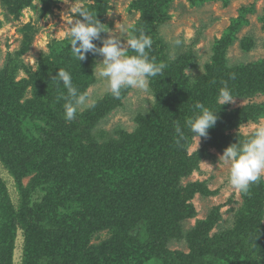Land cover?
Here are the masks:
<instances>
[{"label":"rangeland","instance_id":"1","mask_svg":"<svg viewBox=\"0 0 264 264\" xmlns=\"http://www.w3.org/2000/svg\"><path fill=\"white\" fill-rule=\"evenodd\" d=\"M140 1L65 0V3L64 0H48V8L44 9L41 0H0V71L8 66L14 81L9 91L11 98L7 104V113L12 117L16 114L24 116L19 120L26 125L17 117L16 119L26 131L28 140L32 137L29 136L28 130L37 139V129L43 125L40 120L29 118V112L34 103L44 98L42 95L45 93V86L51 79L47 74L40 75L41 60L49 55L50 49L55 47L57 42L67 41L69 44L64 33L71 9L76 6L88 9L94 16L97 15L96 18L105 25V30H108L101 33L102 37H119L126 42L132 35H139L136 24L142 16L136 6ZM19 6V14L12 11ZM237 19L241 20L242 25L225 44L220 63L214 56V45L223 38ZM122 27L128 29L127 34L121 31ZM177 36L183 43L179 48H173L170 38ZM156 37V48L161 50L165 64L169 67L179 62L185 64L180 76L189 84V90L197 88L199 83L209 85L211 79L213 93H208L210 99L206 101L205 106L218 111V119L215 126L209 129L207 139L200 138L198 142L193 137L190 139L185 157L180 161L186 169H182L183 175L177 183H167L151 171L148 181V176L145 177L143 172L148 166L142 165V159L145 157L140 155V159L137 155L141 152L140 149L127 165L137 164L135 168H139L138 173L144 178L139 177L138 181H134L127 180L128 176L118 177V180L116 174L110 176L107 181H99V187L102 186L107 200L100 205L96 229L88 232L84 244L86 249L90 246L106 248L108 253L102 257L96 254L92 256L91 253V264H163L151 257L155 248L158 249L165 241L167 251L190 254L196 241L195 236L200 230L212 239L224 232L239 234L245 229V224L254 225L259 221L258 225L264 232V176L250 187L247 194H241L229 185L228 166L219 161V156L227 146L248 139L258 123L264 124V116L237 125L234 120L236 111L251 105L258 107L264 104V85H258L255 89L252 87L251 96H240L238 85L229 82L228 78L223 83L215 81V75L224 73L229 76L235 69L242 71L252 67L255 70H264V0H227L226 3L212 0L197 5H192L188 0H174L168 6L167 19L157 28ZM94 43L98 47L102 46L101 41ZM128 54L135 53L129 50ZM88 56L91 57V72L84 71L87 81L80 76L78 90L87 93V103L94 104V107L79 106L77 115L78 118L86 113H95L92 118L98 115L99 118L94 119L95 123L90 130L94 143L99 148V151L96 150L98 157L104 154L102 149L113 142L119 149L134 147L133 142H136L138 148V143L143 144L145 138L153 134L141 129L144 123L148 126L155 124L158 128L157 135L174 133L173 129L168 133L165 130L171 127V118L167 120L161 117L164 104L159 102L155 95L154 89L159 84L152 78H149L147 91L136 88L122 89L118 98L119 105L105 114L97 113L102 112L107 99H111V94L107 91L106 80L99 76L97 64L102 61V56L88 54L85 60L78 62L79 65L86 69ZM149 57L153 58L150 54ZM70 60L77 62L72 54ZM220 69L222 72H219ZM85 82L87 85L83 84ZM225 84L235 98L232 103L220 106L218 93ZM178 88L180 89L181 85ZM187 89L188 86L185 91ZM198 112L199 110L195 109L190 118ZM166 121L169 127L166 126ZM66 144L69 149L77 150L82 144L87 146L88 142L82 140L68 144L63 141L60 146L54 144L53 154L49 158L73 156L74 152H66ZM16 146L22 148L21 145ZM136 172L131 174V178ZM13 173L10 166L0 158L1 196L17 209L22 198ZM30 177L22 178L20 185L31 192L30 204L34 206L40 203L44 195L41 188L30 190ZM156 179L157 186L161 187L160 191L158 194L148 193L146 190H152L151 183L156 182ZM191 185L194 191L186 200V204L192 206L193 215L179 217L173 214L167 218L169 206H172L173 212L178 205L179 196ZM44 187L46 186L42 188ZM166 195L170 197L167 198ZM261 196L262 203L258 205ZM70 204L76 205L72 201L66 204L59 202L58 213L73 214ZM125 206L127 209H124ZM169 219L172 222V233L164 238L159 237L158 228L164 230ZM151 224L156 225L154 230L145 235L146 230L150 231ZM42 226L45 229L54 225L43 223ZM26 243V234L18 225L10 254L0 256V264H25ZM44 248L45 246L39 247L38 250ZM76 259L74 256V261L66 258V264H79Z\"/></svg>","mask_w":264,"mask_h":264},{"label":"trees","instance_id":"2","mask_svg":"<svg viewBox=\"0 0 264 264\" xmlns=\"http://www.w3.org/2000/svg\"><path fill=\"white\" fill-rule=\"evenodd\" d=\"M173 1L141 0L140 4L136 6L140 9L142 16V19L136 24L137 32L139 34L142 31L153 40L152 47L147 51L153 56L151 59L156 63H164L161 50L156 48V44L158 45L157 28L167 19L168 6ZM188 1L192 5H197L212 0ZM221 1L227 2V0ZM41 3H43L44 9L48 8V0H41ZM19 8L20 6L12 11L19 14ZM241 25L240 19L234 21L223 38L215 43L213 52L220 63L225 44L233 38L234 33ZM71 54L67 41L57 42L56 46L50 49L49 55L41 60L40 75L47 74L51 79L45 86V93L42 95L44 98L34 103L29 112V118H36L43 123L41 127L36 128V135L39 134L37 139L27 129L29 136H32L28 140L26 131L21 126V123H24L19 120L24 116L15 113L16 116L12 117L7 113V104L11 98L9 91L14 83L13 74L8 66L0 71V158L14 172L13 176L22 198L19 207L15 209L4 196H1L0 188V256L4 257L6 254H10L15 229L20 225L26 234L27 241L25 264H66V258L73 260V256L77 258L76 261L79 264H91L93 254L102 257L108 253L106 248L98 249L90 246L86 249L84 244L88 232L96 229L100 205H103L107 200L102 186L99 187L101 185L99 181L105 179L107 181L110 176L116 174L117 179L129 176L127 180L138 181L139 177L144 178L138 173L139 168H135L137 164L127 165L140 149L141 152L137 155L145 157L142 159L144 160L142 165L148 166L143 170L145 177L148 174L151 176V172H155L159 179L166 180L167 183L171 181V184L177 183L180 176L183 175L182 169H186L180 161L185 157L186 148L192 138L186 127L187 120L185 118L192 116L195 111L194 105L197 102L205 106L206 101L210 99L207 96L208 93H213L210 86L211 79L209 85L199 83L197 88L189 90V84L180 76L185 64L179 62L177 65L171 64L172 66L169 67L166 63L162 75L152 77V79L159 84L154 89L155 95L160 100L159 102L164 104L161 108L164 114L162 113L161 117L167 120L171 118V127L166 121V126L169 128L165 130L168 133L173 129L174 133L166 136L157 135L158 128L155 124L148 126L144 123L141 129L148 130L153 134L146 137L143 144L138 143V148L136 142H133V148L119 149L113 142L105 146L102 149L104 154L98 157L96 150L99 151V148L90 133L95 123L94 119L99 118L98 115L92 118L95 113H86V115L81 114L80 118H78L79 115H76L74 120L67 121L64 118V104L66 103L64 97L67 96V90L62 83L52 81V77L59 69L66 70L71 74L73 85L78 89L80 76L87 81L84 71L91 72V57L88 56L87 68L84 69L78 63L81 61L73 63L70 60ZM219 72H222L221 69ZM215 77V81L218 83H223L228 78L229 82L238 85V89L241 90L240 96H251L250 89L252 87L255 89L258 85H264V70H255L252 67L242 71L235 69L230 72L229 76L222 73ZM83 84L87 85L86 82ZM187 86L188 89L185 91ZM110 97L111 99H107L105 102L102 112L98 111L97 113L105 114L120 104L118 98L112 95ZM236 114L234 119L236 125L248 120H256L264 116V104L258 107L251 105L236 111ZM228 120L231 121V119ZM176 123H179L183 128L184 139L177 136ZM119 134L122 135V132ZM82 140L87 141L88 145L82 144L77 150L75 148L76 151L74 148L69 149L66 144V152H74L73 156L63 155L58 159L49 158L53 154L54 144L60 146L63 141L69 144ZM16 145H21L22 148ZM133 172L136 174L131 178ZM27 176H31L30 190L41 188L44 195L40 203L34 206L30 204L31 192L20 185L21 179ZM150 176L147 178L148 181ZM157 182L158 179L156 182H152V190L146 191L158 194L161 187L157 186ZM43 186L46 187L42 188ZM193 191L194 188L191 185L179 196L178 205L173 212L172 206H169L166 217H172L173 214L179 217H191L193 208L186 204V200ZM160 197L162 198L163 195ZM262 199L263 196L258 200V205H261ZM69 201L76 204L75 206L70 204L73 214H59L57 210L59 202L66 204ZM124 209H127V206ZM258 222L254 225L245 224L243 226L245 229L239 234L224 232L212 239L207 237L206 232L200 230L195 236L196 241L193 243L190 254L169 252L165 249L164 241L158 249L155 248L152 251L151 257L163 264H264V232ZM43 223H51L54 226L44 229ZM167 223L168 226L164 230L161 227L158 228L159 237L164 238L172 233L171 219ZM155 226V224L154 226L151 224L150 231L146 230L144 234L148 235ZM145 235L143 236L145 237ZM43 246H45L44 250H38ZM91 253L92 256L89 257Z\"/></svg>","mask_w":264,"mask_h":264},{"label":"clouds","instance_id":"3","mask_svg":"<svg viewBox=\"0 0 264 264\" xmlns=\"http://www.w3.org/2000/svg\"><path fill=\"white\" fill-rule=\"evenodd\" d=\"M96 16L80 6L71 9L64 35L69 40L74 59L83 61L88 54L102 56V61L97 64L99 76L106 80L107 91L115 98L121 96L122 89L147 91L149 78L162 75L166 67L165 63H156L150 59L147 50L153 44L151 37L141 31L126 42L119 37L104 38L101 33L108 30H105V25ZM121 31L127 34L128 29L122 27ZM94 41H101L102 46L98 47ZM182 43L178 36L170 38L173 48H179ZM129 50L135 54L129 55ZM52 80L62 83L67 90V96L64 97V118L67 121L76 118L79 106L94 107V104L87 103V93H81L73 85L68 71L58 70ZM234 98L227 84L219 90L220 106L232 103ZM194 108L199 112L186 121V127L191 137L198 142L200 138H208L209 129L215 126L218 119V111H213L199 102ZM175 132L181 139L185 138V132L179 123L175 125ZM219 161L228 166L229 185L239 193L247 194L250 187L264 176V124L258 123L248 139L227 146L219 156Z\"/></svg>","mask_w":264,"mask_h":264}]
</instances>
